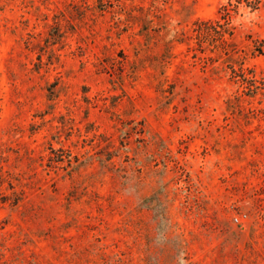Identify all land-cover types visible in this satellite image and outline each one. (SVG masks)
<instances>
[{"label": "rangeland", "instance_id": "obj_1", "mask_svg": "<svg viewBox=\"0 0 264 264\" xmlns=\"http://www.w3.org/2000/svg\"><path fill=\"white\" fill-rule=\"evenodd\" d=\"M254 1L0 0V264H264Z\"/></svg>", "mask_w": 264, "mask_h": 264}, {"label": "trees", "instance_id": "obj_2", "mask_svg": "<svg viewBox=\"0 0 264 264\" xmlns=\"http://www.w3.org/2000/svg\"><path fill=\"white\" fill-rule=\"evenodd\" d=\"M250 4V6L252 7V9H258L259 7H260V0H255L254 2H252V3H249ZM226 8V6L224 5L223 6V8L222 9H225ZM228 9V8H227ZM231 9H229L228 10V13L223 17V19L225 20V21H227V23L229 24L230 22V17H231ZM228 30V29H227Z\"/></svg>", "mask_w": 264, "mask_h": 264}]
</instances>
